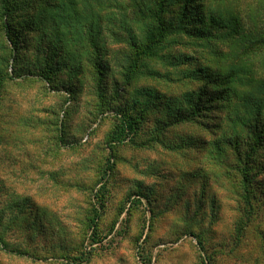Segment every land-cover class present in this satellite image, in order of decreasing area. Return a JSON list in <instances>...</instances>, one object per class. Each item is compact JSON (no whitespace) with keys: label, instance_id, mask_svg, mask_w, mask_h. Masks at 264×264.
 Instances as JSON below:
<instances>
[{"label":"rangeland","instance_id":"374dc122","mask_svg":"<svg viewBox=\"0 0 264 264\" xmlns=\"http://www.w3.org/2000/svg\"><path fill=\"white\" fill-rule=\"evenodd\" d=\"M158 1L13 0L23 61L49 47L62 71L0 95V264H264V0H173L135 64Z\"/></svg>","mask_w":264,"mask_h":264},{"label":"trees","instance_id":"16d2710c","mask_svg":"<svg viewBox=\"0 0 264 264\" xmlns=\"http://www.w3.org/2000/svg\"><path fill=\"white\" fill-rule=\"evenodd\" d=\"M172 1L173 0H159L158 4H156L155 10L149 9V8L146 9L147 6L143 9L137 8L139 13L136 14L135 22L142 23L145 19L150 20V23L154 25V28L151 29V31H149L148 33L144 32L143 38L141 40H137V41L135 40V45H132V49L134 51L133 61L135 62V64L138 61H140V59H143L145 57L146 58L151 57V55L155 51L154 49L156 45H159L160 42H162V39H165L169 35L170 27L167 26L169 24L166 23L165 14H170L169 11H166V5H171L170 3ZM13 10H14L13 0H3L1 2L0 27L1 29L5 30L4 36L6 38L7 43L9 44L8 46L10 47V48L8 47V49L6 48L4 52L10 51L11 60H13L14 65L11 67L10 72H6L5 71L6 69H3L4 64H6L7 62L6 58L4 55L0 56V95L4 89L8 90V88L11 86L14 89H25V91L32 90L35 87L34 84H35V81L37 80H34V79L36 78H39L41 82L45 83L44 85L45 88L47 87L48 90H54L53 89L54 87L53 86V83H54L53 73L56 71H62L60 70L62 68L61 66L57 68L55 66L54 68L53 63L54 62L60 63V61L57 60V57L55 56L56 54L53 53L49 47L29 48L28 46L25 48V50L29 52L32 55V57L29 56L28 59L23 61L24 58H22L21 54L19 53V50L17 48L18 47L17 42L19 43V41L21 40V37H23V35H26L27 32L21 33L20 36L14 34L16 30L14 26L15 12H13ZM177 18H179V20L181 19V22L179 21V24L181 23L180 25L182 26L184 25L182 23L185 20H188V16L184 12L181 15L177 14ZM59 19L61 20V23H63L62 13H60ZM27 28L29 29V26ZM183 28L186 29L184 26ZM186 30L189 33V30L188 29ZM46 37L50 39L49 44L53 45L54 43H53L51 34L49 36L47 34H43L39 37L37 41L39 43H42ZM77 37H79L80 43L83 44L81 47V52H86V54L84 55L88 56V60L94 63L97 69V73L99 74V71L102 73L101 67L99 68L100 63L98 64V62L99 60L103 61L101 58V54L99 53H100V50L103 48L102 46H104L105 41L99 40V38L91 34L90 31H89V34H85V33L80 34V32H77ZM45 49L46 50L48 49L49 52L48 53L45 52ZM126 59L128 60V58ZM83 60L84 59L82 58V61ZM24 62H25V65H24ZM129 64L130 66H133L132 63L129 62ZM65 65L66 64H62L63 67H65ZM81 67H83L82 64H81ZM128 69H132V68L128 67ZM71 71L72 73L75 72L73 68H71ZM76 74L78 73L75 72L74 75ZM101 107L104 108L102 104H101ZM47 112L50 113L49 111ZM52 115H54V111H52ZM260 116L261 115L257 113L256 117L252 118L251 121H249V125L251 126V124H254L252 125V128L254 130V135L257 136L258 143H264L263 142L264 141L263 132L261 131V128H260V121H259L260 119H258V117ZM57 121L61 122L60 127H59L61 131V129L64 128L65 123L63 120H60L59 118ZM36 123L38 124V121ZM42 123L45 125V127L48 126L47 122L43 121ZM7 124L8 123L4 121L3 116L0 115V128H1L0 131L4 129L3 127H6L5 125ZM50 126H51L50 128H52L54 125L50 122ZM127 127L130 131H133L136 129L131 122L129 123L127 122ZM60 131H59V134H57V138H55V140L64 142L62 134L65 131L64 130L61 132ZM229 141L235 142L237 141V139L234 138V139H230ZM110 168H112V166ZM1 227L4 228L3 222L0 217V230H1ZM0 240L2 241L1 232H0ZM82 254H85V253H82ZM74 260H77L78 261L77 263L79 264L86 261L83 255L79 258H74Z\"/></svg>","mask_w":264,"mask_h":264}]
</instances>
